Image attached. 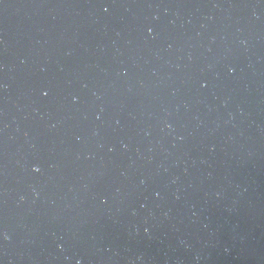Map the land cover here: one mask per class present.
I'll return each instance as SVG.
<instances>
[{"label":"water","instance_id":"water-1","mask_svg":"<svg viewBox=\"0 0 264 264\" xmlns=\"http://www.w3.org/2000/svg\"><path fill=\"white\" fill-rule=\"evenodd\" d=\"M0 264H264V0H0Z\"/></svg>","mask_w":264,"mask_h":264},{"label":"clouds","instance_id":"clouds-1","mask_svg":"<svg viewBox=\"0 0 264 264\" xmlns=\"http://www.w3.org/2000/svg\"><path fill=\"white\" fill-rule=\"evenodd\" d=\"M35 170V169H34Z\"/></svg>","mask_w":264,"mask_h":264}]
</instances>
